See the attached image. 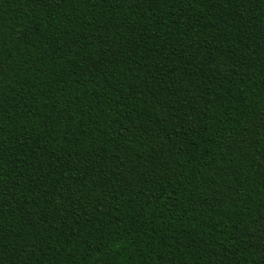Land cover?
<instances>
[{
    "label": "trees",
    "instance_id": "1",
    "mask_svg": "<svg viewBox=\"0 0 264 264\" xmlns=\"http://www.w3.org/2000/svg\"><path fill=\"white\" fill-rule=\"evenodd\" d=\"M0 264H264V0H0Z\"/></svg>",
    "mask_w": 264,
    "mask_h": 264
}]
</instances>
